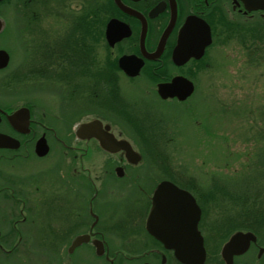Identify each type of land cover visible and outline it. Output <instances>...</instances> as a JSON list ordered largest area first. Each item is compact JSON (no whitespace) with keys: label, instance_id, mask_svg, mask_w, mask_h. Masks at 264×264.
I'll return each mask as SVG.
<instances>
[{"label":"flooded vegetation","instance_id":"obj_1","mask_svg":"<svg viewBox=\"0 0 264 264\" xmlns=\"http://www.w3.org/2000/svg\"><path fill=\"white\" fill-rule=\"evenodd\" d=\"M121 4L129 9L123 10ZM260 5H264V0H0V20L3 22L0 35L11 31V37L15 39L16 33L18 34L17 62L28 66L33 61L42 63L43 67L38 70V74L44 76L42 70L46 69L44 64H50L49 56L58 60H75L77 66L88 71L87 75L76 78L72 73L53 72L50 88L66 93V100L70 102L68 107H75L80 98L85 102L84 110L89 115L76 121V124L98 119L104 125H110V132L117 139L129 141L141 155L140 162L132 164L125 151H105L95 137H70L72 143H64L68 153L77 156L72 164L80 166L81 175L78 171L68 170L72 179L83 187L85 194L79 201V196L68 189L72 187L71 184L67 185L63 197H60V193L55 195V215L49 218L52 222L51 229L66 225L71 235L87 237L76 249L70 250L67 247L68 264H87L88 257H96L99 253L102 254L105 264H188L176 256L177 241L159 242L147 227L156 187L154 182H157L153 174L146 172L142 177L140 171L147 164L146 160L159 158L161 152H155L156 158H153L154 153L150 154L138 147L139 144L144 145L138 128L145 121H137L139 116L135 107L128 103L129 97L125 94H132L138 89L134 86L135 82L149 79L159 99L158 84L171 82L180 76L194 82L195 94L198 89V75L206 61L191 57L178 63L172 56V50L178 44L179 38L182 37L181 47L184 52L198 43V32L202 26L209 27L214 41L219 31L236 30L235 28L240 27H257L263 37L264 8ZM193 32L195 37L198 35L197 39L192 37ZM163 36L164 43L158 49ZM0 49L8 51L11 58L9 63L15 61L12 44L1 45ZM124 58L130 67L138 69L136 76H130L123 70L120 61ZM124 83H129L131 89L123 86ZM107 84L114 87L106 88ZM9 85L6 80L0 81L1 97L9 99L6 95ZM118 94L124 95V99L120 98L119 101ZM13 102L0 101V133L16 138L20 146L17 149H1L3 152L0 153V159L26 158L32 145L47 132L45 129L36 128L34 120L29 132L13 127L8 115L28 104ZM156 142L158 141L154 138L152 143ZM48 143L51 147L49 140ZM165 155L170 157L169 152H162V157ZM175 172L165 179L190 191L202 211L198 230L207 253L203 264H264V229H241L244 235L234 239L231 247L224 252V247L230 243L234 232L226 231L221 236L218 235L225 228L217 231L213 226L215 222L212 224L210 221L213 218H207L199 186L193 182L183 183L184 178L180 179L182 174ZM140 175L143 185L133 188L134 183L130 180L137 181ZM85 179H90L89 185L82 184ZM146 180L151 181V184L146 183ZM128 191L135 194L129 200L124 197ZM14 192L15 190L12 194ZM106 193L118 202L112 208L110 206L108 215L100 208ZM43 221L41 227H35L32 232L39 229L38 235L43 236L44 225L47 223L46 220ZM20 222L16 224L13 221L12 227L10 226L11 233L0 238V250L7 249L12 252L1 259V264H17L15 255L20 257L19 253H15L17 247L26 231L32 229L30 222ZM111 222L116 223V231L114 227L113 231L107 230V223ZM105 231L114 232V238L111 239ZM248 231L252 235H248ZM16 239L18 243L15 242ZM119 242L127 244L126 248L132 254V259L120 257L117 248ZM186 243L191 246L197 244L195 239H191V235H188ZM44 247L48 248V253L45 254H55L58 246H43L40 249H45ZM79 249L83 252L77 251ZM24 261L26 263V259ZM190 264H200V260L196 259Z\"/></svg>","mask_w":264,"mask_h":264},{"label":"rangeland","instance_id":"obj_2","mask_svg":"<svg viewBox=\"0 0 264 264\" xmlns=\"http://www.w3.org/2000/svg\"><path fill=\"white\" fill-rule=\"evenodd\" d=\"M235 29L218 34L217 37L222 40L216 39L210 61L202 64L198 75V89L184 103L186 105L176 101L162 103L156 98L144 100L125 94L129 97L128 103L135 107L137 115L145 121L143 125L147 124V120L151 121L150 130L158 142L148 147L144 145L147 152L154 153L153 158H156L155 152H161L159 158L146 160L147 164L140 171L142 177L149 172L157 182L174 170L176 174H182L180 179L184 178L183 183H195L201 190V202L207 211V218H213L210 221L212 224L215 222L213 226L217 231L226 228V223L232 219L234 225L236 220L247 217V211L245 210L246 215L243 217L244 210L240 212L241 209L237 215L238 211L234 212L232 217L233 207L244 200L237 201L239 197L247 196L249 202H255L259 208L264 206V35H260L257 27ZM247 43L253 45L252 51L247 49ZM10 44L13 45L14 60L17 62L18 39H12L11 31L0 35V46ZM50 84L51 82L46 86L51 87ZM122 85L128 89L132 87L129 83ZM47 89L48 91L38 94V101L50 106H60L68 98L64 91ZM6 94H10L9 99L0 96V101H23V104L36 100L33 88H21L17 93L10 91ZM82 101L80 98L75 107L40 108L47 110V118H52L55 113L61 116L62 122L57 127L61 135L67 136L72 122L83 118H75L77 110L86 109L85 102ZM211 108L219 115L213 116L215 112ZM163 110L164 119H160L163 126H159L157 118ZM194 115L196 118L192 123ZM160 133H164V136ZM51 143L54 149L46 157L31 155L13 161L4 158L0 160V178L2 174L7 175L8 178L3 180H10L15 192L20 191L21 198L26 196L27 199L20 203L26 204L25 209L30 212L28 223L32 224V229H28L23 235L15 252L20 254V257L15 255L17 264H68L63 257L64 248L56 250L54 257L45 254L48 253V248L44 247L45 250L40 247H49L50 239L38 235L39 229L32 232L35 227H41L43 220L47 221L44 229L51 230L52 222L49 218L55 215L53 198L58 193L63 197L67 185L72 184L68 189L79 196V201L85 194L78 181L72 179L70 171L58 166L62 161V150H59L61 147L53 140ZM162 152H169L170 157H162ZM77 173L81 175V169ZM146 183L151 184V181L146 180ZM3 196L5 194H0V229L5 232L10 227L5 214L11 199L8 195L5 199ZM115 201L110 194H105L100 207L106 215L110 206L112 208L118 203ZM225 214L229 216L223 220L227 218ZM226 231L224 229L218 235L221 236ZM32 238L36 240L32 242ZM27 247L34 250L30 251ZM58 248L60 247L56 249ZM32 254L38 255L34 257ZM55 257H59V261Z\"/></svg>","mask_w":264,"mask_h":264},{"label":"bare ground","instance_id":"obj_3","mask_svg":"<svg viewBox=\"0 0 264 264\" xmlns=\"http://www.w3.org/2000/svg\"><path fill=\"white\" fill-rule=\"evenodd\" d=\"M260 6H261V8H264V5H260ZM121 8L124 10L125 8H128V7H126L125 4H121ZM175 11H176V9L174 10V14L176 13ZM171 24H172V22H171ZM263 30H264V28H263ZM225 31H226L225 29L221 30V31L218 32V34H220L222 32H225ZM217 36H216V39L221 41L222 39L217 37ZM16 38L18 39V34L17 33H16ZM210 39L211 40L209 42H207V44L205 45L203 51H201L200 53L198 52L196 54H195V52H192L191 50H185L183 52L181 47H179V45L177 44L172 50V52H173L172 56L173 57H179V58H187V59L193 57V58H196V59H203V61H206V62H207V60L210 61L211 56H212V48H213V46L216 43V39L214 41L212 36L210 37ZM164 40H165V36H163L161 38V43L159 44L158 49H160L162 47L161 45L164 43ZM179 40H180V44L182 45V43H183L182 37H180ZM3 50H5V49H3ZM58 58H60V57H58ZM10 59L11 58H10V55H9L8 63L6 65H0V81L6 80V81H8L10 83V85H9L10 89L6 93H10V91H13V92L17 93L19 90H21V88H24V89H32L33 88L35 90L36 100L34 102H32V100H30V102L28 101V104H24L23 103L24 106L29 108V118H28L29 128L31 126L32 121L34 120V126L36 128L38 127V129H43V130L45 129L47 131V132H44L42 134V136H45L46 139L49 140L50 143H51V140H53L54 143L58 145V147H61V148H59V150L60 151L62 150V152L60 154L62 161H61V164H58L59 167H62V168H64L67 171H68V169H70V171L73 170L75 172L79 171L81 169L80 166L78 164H72L77 156L75 154L68 153L67 146H65V144H64V143H67V144L70 145V143H72L73 140H71L70 137H76L75 129L73 127H71L70 131H68V135L67 136L66 135H61L59 130H58V127H57L62 122L61 116H59L57 113H55V114H53L52 118H47L46 117L47 110H44V109L42 110L40 108V107H66V106L68 107L70 102H68L67 100H64L63 103L60 106H50L47 103H43L42 101H38L37 100V96H38V94L40 95L42 91H46V90L48 91L47 88H50V87H48L46 85L53 80L51 78V77L54 76L53 72H56L58 74H60V73H68V74L72 73L76 78H83V77H85L87 75L88 71L87 70H83L81 68V66H77L75 60H73V59H72L73 61L72 60L71 61L70 60H58V59L54 58L53 56H51V57L49 56L48 61H49L50 64H44V67L46 69L42 70V72L45 74L44 76H42V75L38 74V70H40V68L43 67L42 63H38V62L36 63L35 61H33V64L28 66V65L23 64L21 62H19V63L16 62L15 63V61H12L11 63H9ZM54 61H56V63H54ZM127 63L128 62L126 61L125 58L120 61V65L122 66L123 70L128 75L136 76L137 72H138V69H136V68L133 69V66L130 67L129 64H127ZM160 84L161 83L158 84V94L160 96L159 99H157V96L155 94V90L152 89V87H154V86H153V84H151V81H149V79H144V80H141L139 82H135L134 86H135V88H138V89L133 91L132 94H130V95H132L133 98H141V99H144V100H149V99H155L156 98L157 101H160L162 103H167L168 101L169 102L170 101H176L178 103H182L183 105H186L184 103L186 101H188L189 98L192 96L191 95L190 97H188V98H186L184 100H180V99H178V97L164 98L159 93V85ZM107 87H114V86H111V85L109 86L107 84L106 88ZM148 87H150V88H148ZM106 88H104V89L107 90ZM49 93H51V90H50ZM6 95H10V94H6ZM118 95H119V101H120V98L124 99V95H120V94H118ZM40 100H42V99H40ZM19 102H23V101H19ZM211 111L215 112V113H213V116L219 115V114H217L218 112L215 111L214 109L212 110V108H211ZM164 113L165 112L163 110L161 116H158V118H157V124H159V126H163V122L160 119H161V117L162 118L164 117V115H163ZM76 115L77 116L75 118H78L79 116L80 117H85L86 115H89V114L86 113L85 110H82V111L81 110H77L76 111ZM195 118H196V116L194 115L193 119L191 120L192 123L194 122ZM79 119H81V118H79ZM141 119H142V117H140V116L137 117V121H139ZM75 120L72 122L73 126H76V121ZM146 122H147L146 125H143L142 127L138 128V132H139L140 135L143 136L144 145L145 146L147 145V147H148V146L152 145V142L154 140V133H152V131L150 130L151 126L149 124H151V121L147 120ZM1 134H5V133H1ZM160 134H161V136H164V133H160ZM144 145L139 144V146H141V148L139 146L138 147L141 150L147 152V150H146ZM1 149H3V148H0V153H1V151L3 152V150H1ZM53 149H54V147H52V143H51V147H49V154L53 151ZM105 151H107V150H105ZM148 153L151 154L152 152L150 151ZM49 154H46V155H43V156L38 155L35 152V145H33L32 146V150L30 151V154L28 155V157L31 156V155H34L35 157L43 158V157L48 156ZM262 161H264V159ZM121 170H122V168H121ZM127 171H129V170H127ZM172 174L173 173H168L167 177H169V176L171 177ZM167 177H165V178H167ZM5 178H8V176L5 175V174H2L1 178H0V194H5V196L8 195V196H10V199H11L9 201V203L7 204L8 211L5 214L6 217H7L8 222H9V225L12 226V222L13 221H15L16 224L18 222H20V221H21L20 223H28L30 212L27 211V209L24 208V206H26V204L20 203L24 199L25 200L27 199L26 196H25L24 199L21 198V193H20L19 190L12 194V192H13V190L15 188L12 187V185L10 184V180H3ZM165 178L164 179H159L157 181V183H156V187L161 182H163L165 180H169V179H165ZM130 182L134 183L133 188H138V186L143 185L142 180H141V175L138 177L137 181H131L130 180ZM82 184L83 185H89L90 184V179L83 180ZM180 189H183V188L180 187ZM128 192H129V194H128ZM128 192L125 194L124 197H127L128 200H129L130 196H134L135 194L132 191H128ZM99 203L100 202H98V204ZM236 205L237 206L235 208L233 207V213L238 211L236 213V215H237L239 213V210L241 209L240 212H242V210H244L243 217L245 216V210L247 211L248 216L244 217L245 219L242 218L241 220H236L237 223L236 224L234 223V225H233V222H232L233 219L231 220V222L229 221L230 223L229 222L226 223V228L225 229H227L228 232H231V231L234 232V234H233V236H232V238H231V240L229 242H231L234 239H236V238H234V236L237 235L240 232L241 229L247 230V228H252V227L254 229H260V230L264 229V206H261V208H259V206L255 202H251V201L249 202V200H243L241 202H238V204H236ZM26 212H28V213L26 214ZM234 215H235V213L232 215V217H234ZM225 216L227 218H224V219L222 218L223 220L228 219L229 215L225 214ZM113 227H114V230L116 231V223L115 222H114V224L112 222L111 223H107V230H112L113 231ZM105 233L111 239H112V237L114 238V236H113L114 232L105 231ZM150 233L153 234L151 231H150ZM247 233H248V235H252L251 231H248ZM243 234H244V232H243ZM44 235L48 239H50L49 240V242H50L49 243V245H50L49 247H51V245L60 247L58 249H56L57 248L56 247L55 251L56 250L60 251L61 248H64V251L62 253H63V255H64L63 257H65L66 261L68 260L67 257H68V253H69L68 250H67V247H69L70 250H71V249H76L79 245H81V243L76 244V240L78 239V236L76 237V234L71 235L70 232H69V229L66 227V225H60V227H56L55 230L54 229H51V230H48V231L45 230ZM32 239H33L32 242L34 240H36L34 238H32ZM157 240H159V242H163L164 243V241L161 240L160 238H157ZM29 241H28V244H30ZM64 242L66 243V245H65ZM0 245H1V241H0ZM33 245H34V243H33ZM5 246H6V244L4 243V247ZM126 246H127L126 243L123 244L122 242H119L117 244L118 253H119L121 258L130 260V259L133 258V256L130 253V251H128ZM27 248H29L30 251L34 250V248H31V247H27ZM203 248H204V246H203ZM225 249H226V247H224V252H225ZM77 251L83 252L81 249H79ZM11 253L7 249L0 250V260L2 258H4V257L10 255ZM204 253L205 254H204L200 264H203L204 261H205V258H206V254L207 253L205 251V248H204ZM49 254L52 257H54L53 255H55L56 253L55 254L49 253ZM179 254H181V252H179ZM32 255H34V257L37 256L36 254H32ZM40 256H42V255H40ZM94 256L88 257L87 264H105V261L102 259L103 256H102L101 253H99L96 257H94ZM99 256H102V257H99ZM177 257L180 259V261H182V262L184 261L181 257H179V256H177ZM55 258H57L58 261H59V257H55ZM80 258H82V257L80 256ZM49 259H51V257ZM0 264H1V261H0ZM145 264H148V263H145ZM188 264H190V263H188Z\"/></svg>","mask_w":264,"mask_h":264},{"label":"water","instance_id":"obj_4","mask_svg":"<svg viewBox=\"0 0 264 264\" xmlns=\"http://www.w3.org/2000/svg\"><path fill=\"white\" fill-rule=\"evenodd\" d=\"M3 22L0 20V30L2 28ZM171 26V25H170ZM169 26V28H170ZM198 32V43L190 48L192 52L200 53L203 51L207 42L211 39V33L209 27L202 26ZM169 30V29H168ZM198 36V35H197ZM195 37V33H192V37ZM180 43V41H179ZM200 43V44H199ZM179 45V44H178ZM181 47V44L180 46ZM182 49V47H181ZM9 53L6 50H0V65H6L8 63ZM178 63H182L187 60V58L181 59L175 57ZM195 91L194 82L185 77H176L171 82L161 83L159 85V93L164 98L178 97L180 100H184L190 97ZM11 124L18 130L23 132H29V108L21 107L14 111L12 114L8 115ZM76 135L82 139L95 137L100 141V145L107 151L114 153L119 151H125L127 158L130 163L136 164L141 160V155L134 149L133 145L124 139H117L110 132V125H104L102 121L94 119L90 122H82L76 126ZM19 141L15 138L8 136L6 134L0 133V148H18ZM49 144L45 136H42L35 145V152L40 155H46L49 152ZM153 207L149 215L148 228L157 237L167 242L169 240L168 233L170 232H180V233H190L196 234L198 243L201 239V247L193 252L190 247V251L185 252L188 248L187 244H184L180 235H177L178 242L175 245L179 254L184 261L193 260L197 257L201 258L204 256V248L202 244V237H200V232L198 230V223L201 217V208L196 203L195 198L192 194L187 191L180 189L173 182L165 180L161 182L156 190L153 197ZM244 235L243 232H239L234 238H238ZM1 236V231H0ZM175 237V238H176ZM86 236H78L76 244L86 241ZM232 241L226 246V248L231 247ZM103 248V246H102ZM189 253V254H188ZM202 260V259H201Z\"/></svg>","mask_w":264,"mask_h":264},{"label":"trees","instance_id":"obj_5","mask_svg":"<svg viewBox=\"0 0 264 264\" xmlns=\"http://www.w3.org/2000/svg\"><path fill=\"white\" fill-rule=\"evenodd\" d=\"M246 47H247V49L251 50L252 47H253V45H250V43H247V44H246ZM251 51H252V50H251ZM239 198H240V199H239ZM239 198L237 199V201H240V200H242V199H244V200H249V198H248L247 196H245V197L241 196V197H239ZM261 206H262V205H261ZM245 215H246V213H245ZM246 216H248V213H247Z\"/></svg>","mask_w":264,"mask_h":264}]
</instances>
